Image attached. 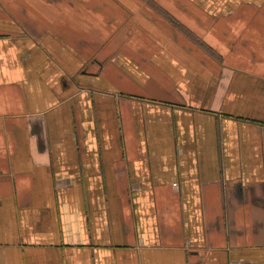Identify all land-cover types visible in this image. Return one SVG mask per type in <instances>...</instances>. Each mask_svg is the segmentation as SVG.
<instances>
[{"label": "crops", "instance_id": "crops-1", "mask_svg": "<svg viewBox=\"0 0 264 264\" xmlns=\"http://www.w3.org/2000/svg\"><path fill=\"white\" fill-rule=\"evenodd\" d=\"M0 264H264V0H0Z\"/></svg>", "mask_w": 264, "mask_h": 264}]
</instances>
